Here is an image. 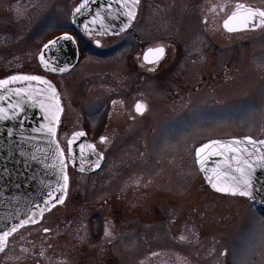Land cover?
<instances>
[{"label":"rangeland","instance_id":"374dc122","mask_svg":"<svg viewBox=\"0 0 264 264\" xmlns=\"http://www.w3.org/2000/svg\"><path fill=\"white\" fill-rule=\"evenodd\" d=\"M78 1L0 0V78L25 73L44 76L52 83L63 103L57 140L64 145L78 126H86L90 139L103 135L102 101H92L119 89L115 83L120 72L134 79L127 67H132L129 60L141 44L167 47L160 69L181 51L186 60L179 62L187 61L188 74L180 66L178 76L186 78V87H178V95L170 101L165 93L167 76L145 85L150 99L147 116L116 131L118 158L133 161L118 168L115 179L124 172L142 170L165 186L166 201H162L167 203L170 198L178 200L183 189L189 191L187 200H178L180 206L186 204L191 227L182 236L184 244L157 224L152 233L142 231L140 254L158 249L184 253L193 260H182L192 264L199 260L197 251L209 249L215 241L212 248L223 255L224 264H264V213L244 198L211 192L193 160L195 146L209 139L264 138V27L228 34L220 25L236 2L264 9V0H141L129 33L103 41L99 50L92 41L78 37V65L65 76L44 74L37 61L42 45L62 32L73 34L69 14ZM119 43L124 46L106 55L101 52ZM106 72L110 73L108 86ZM48 257L47 264H56ZM37 260V256L29 260L15 243L0 251V264H35Z\"/></svg>","mask_w":264,"mask_h":264},{"label":"flooded vegetation","instance_id":"af4514ba","mask_svg":"<svg viewBox=\"0 0 264 264\" xmlns=\"http://www.w3.org/2000/svg\"><path fill=\"white\" fill-rule=\"evenodd\" d=\"M140 3L141 0H139L133 23L138 17ZM133 23L127 31L116 36L87 39L74 32L72 35L75 37L77 45L78 37L90 40L92 44L97 41L99 46L94 47L99 50L102 48L103 41L109 42L129 33ZM123 46V43H119L117 46L107 47L101 52L106 55L108 51L118 50ZM157 47L164 49V54L158 61L150 62L144 59L143 54L147 49ZM137 49L139 50L134 51L129 60L132 67L130 69L127 67L130 76H133L134 79L128 78L125 72H120L116 75L120 79L118 82L115 81V86H118L119 89L114 94H109L108 90L107 94L105 93L99 99L95 98L92 101V103L98 100L102 101L103 135L90 139L85 129L86 126H78L72 130L85 131L88 140L92 141L102 153L103 160L100 168L92 173H81L68 167L67 189L63 202L44 213L37 222L17 229L5 240H2L0 246L3 249L15 243L18 250L24 249L29 260L37 256L38 260L35 261V264L49 263L46 262L49 259L48 255L56 264H109L110 262L112 264H189L182 258L193 260L191 256L184 253H167V251L159 249L150 250L141 256L139 247L142 231L148 229L152 233L157 229V224L165 227L166 231L170 230L169 236H174L179 243L184 244L182 236L191 232V227L187 225L189 219L186 204L184 207L180 206L178 200H187L188 189L186 193L184 189L181 191L183 194L179 195L178 200L173 201L170 198V203H167L164 198L165 186H162L160 181L152 176L145 174L144 171L130 170L128 174L124 172L120 179H115L113 176L115 172L119 171L118 168L125 165V162L133 161L131 158L127 160L118 158L120 146L118 147L114 141L117 140L115 137L117 128L125 124L141 123L142 118L147 116L150 99L144 86L149 83L153 84L157 78L167 76L165 93L170 101L173 96L178 95L179 89L183 90L186 87L184 82L186 78L183 77L181 80L178 76L180 66L182 71L185 70L188 74V63L181 51H177L176 59H173L168 67L160 69V64L164 61L167 53L165 45L148 42L141 44ZM180 59L185 60L179 62ZM79 62L78 58L77 64L72 69L55 76L68 75ZM104 74L107 75L105 85L108 86L110 73ZM57 95L63 110L61 95L58 92ZM77 100L75 98V102ZM138 103L143 105L141 112L136 110ZM83 123L89 124L86 119ZM57 135L58 132H56V138ZM66 138L64 145L57 140L64 149H66ZM114 147L116 148L114 149ZM112 149L117 151L111 154ZM158 197L161 201L162 199L165 201L159 202ZM174 227L177 229L175 233L171 232ZM214 242L212 245L209 244V249L197 251L200 256L199 260L192 264H224L223 255L220 256L219 251L212 248ZM125 258H128L127 262ZM156 258L159 260L154 261Z\"/></svg>","mask_w":264,"mask_h":264},{"label":"water","instance_id":"95a60500","mask_svg":"<svg viewBox=\"0 0 264 264\" xmlns=\"http://www.w3.org/2000/svg\"><path fill=\"white\" fill-rule=\"evenodd\" d=\"M137 5L133 0H79L70 12L69 21L72 28L85 37L114 36L130 27L134 18H130L128 12L132 10L136 13ZM238 5L243 7L238 9ZM248 9L264 11L244 3H236L222 21V29L234 33L261 28L264 24L260 23L262 18L258 15L248 21L247 27L240 26L239 19L229 24L234 30L230 31L225 27V21H228L234 12L243 15ZM50 41L57 43L49 44ZM45 45L49 47L45 48ZM150 49L143 54L147 61L155 62L163 56L157 57V53L150 52ZM41 56L44 57L43 61ZM77 57L75 39L64 33L42 46L37 61L43 71L62 74L76 64ZM24 76L37 75L14 74L0 79L8 81L0 85L2 240L14 232L13 228L17 230L21 226L35 223L43 213L63 201L67 185V164L78 172L91 173L99 169L103 158L102 153L87 139L82 130L73 131L68 136L65 157L55 139L57 123L62 112L57 93L53 94V86L40 76V80L10 79ZM56 115L58 119L53 118ZM50 128H54V133L49 131ZM249 138L254 143H250ZM260 141L264 139L254 140L248 136L211 139L195 148L194 159L197 170L212 191L245 197L258 211L264 212V144ZM205 144L209 147L197 156V150ZM238 169H243L244 178L251 182V197L240 195L239 192L233 194L231 191L218 190L237 186L241 180V172ZM240 187L243 189L244 186L241 184ZM5 233H8L6 237Z\"/></svg>","mask_w":264,"mask_h":264},{"label":"snow or ice","instance_id":"6c2138e0","mask_svg":"<svg viewBox=\"0 0 264 264\" xmlns=\"http://www.w3.org/2000/svg\"><path fill=\"white\" fill-rule=\"evenodd\" d=\"M133 2L134 3H138V0H133ZM237 7L239 9V8H242L243 6L242 5H238ZM77 11H79V9H77ZM257 15L262 18L261 21H260V23L261 24H264V11H256V10L248 9V10H246V12L243 15H241L238 12H234L232 14V16L229 17V20L228 21H225V27L226 28H229L230 31L231 30H234V29H232V28L229 27V24H230L231 21H234V20H237V19H239L240 26L247 27L248 26V21L251 20V19H253ZM128 16L130 18H134L135 12L132 11V10H130L128 12ZM55 43H57V41H50L49 42V44H55ZM47 47H49V45H45V48H47ZM149 51L150 52H153L154 51L155 53H157V57L162 56L163 53H164V49L162 47L161 48L154 49V50L153 49H150ZM146 59H147V57H146ZM41 60L42 61L44 60V57L43 56H41ZM60 70L63 71V69H60ZM10 79L11 80H16V79L40 80L41 78L39 76H24V77H11ZM5 83H8V81H0V85H3ZM45 83H47V82H45ZM51 91H52L53 94H55V89H51ZM136 110L138 112H141L143 110V105H141V104L138 103L137 106H136ZM58 111H59V108H58V105H57V112ZM53 118L54 119H58V115L54 116ZM49 131L54 133V128H50ZM77 135H83V133H77ZM101 139H103V138H101ZM249 142L250 143H254V142L251 141L250 138H249ZM215 143H219V142H215ZM260 143L264 144V141H260ZM208 147H209L208 144L203 145L200 149L197 150L196 155L197 156H200L201 153L205 149H207ZM232 151H236V149H232ZM262 159H264V157H262ZM249 167H252V166H249ZM238 170L241 172V180L238 182L237 186L236 187H232V188H219L218 190L219 191H222V192H229V191H231L233 194H236L237 192H239L240 195H244V196L251 197L252 196V192L249 191V189L251 188V182H250V180L244 178L245 177V172H244L243 169H238ZM65 180H67V177H65ZM241 184L244 186L243 189H241V187H240ZM213 186L215 187V185H213ZM15 230H16L15 228L12 229V231H15ZM45 231H47V229H45ZM7 235H8V233H5L4 234L5 237ZM0 245H2V239H0ZM2 250H3V248H2V246H0V251H2Z\"/></svg>","mask_w":264,"mask_h":264}]
</instances>
